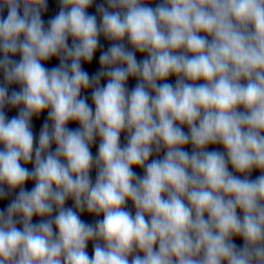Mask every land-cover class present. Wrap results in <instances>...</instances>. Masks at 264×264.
Wrapping results in <instances>:
<instances>
[{"label":"clouds","instance_id":"1","mask_svg":"<svg viewBox=\"0 0 264 264\" xmlns=\"http://www.w3.org/2000/svg\"><path fill=\"white\" fill-rule=\"evenodd\" d=\"M153 3L0 0V264H264V0Z\"/></svg>","mask_w":264,"mask_h":264}]
</instances>
